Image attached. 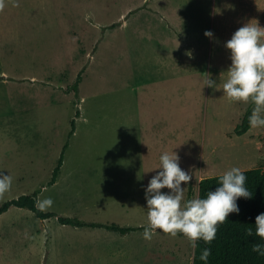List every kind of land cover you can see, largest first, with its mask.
Wrapping results in <instances>:
<instances>
[{
    "label": "rangeland",
    "instance_id": "1",
    "mask_svg": "<svg viewBox=\"0 0 264 264\" xmlns=\"http://www.w3.org/2000/svg\"><path fill=\"white\" fill-rule=\"evenodd\" d=\"M250 21L264 26V0H0V172L12 177L0 205L38 192L57 216L144 227V187L163 152L192 175L185 199L203 177L264 167V127L234 133L251 102L202 82L222 86L224 44ZM143 231L11 206L0 264H191L186 237Z\"/></svg>",
    "mask_w": 264,
    "mask_h": 264
},
{
    "label": "clouds",
    "instance_id": "2",
    "mask_svg": "<svg viewBox=\"0 0 264 264\" xmlns=\"http://www.w3.org/2000/svg\"><path fill=\"white\" fill-rule=\"evenodd\" d=\"M212 38L210 30L204 32ZM224 47L229 50L230 64L222 86L210 75L203 78V87L222 95L230 101L251 102L253 105L248 122L252 128L264 127V26L251 21L236 29ZM159 171L144 187L146 220L143 236L151 239L157 231L173 237L183 235L195 247L198 240L211 242L216 235L218 224H222L230 213L238 214L239 198L250 199L252 192L245 186L247 177L236 166L225 170L218 177V184L207 191L204 197L184 198L185 185L191 181L190 172L180 167V157L172 150L159 156ZM11 175L0 172V195L10 190ZM167 189V191H163ZM51 198L38 201L43 210L51 205ZM253 228L246 234L257 236L261 242L254 243L252 251L264 255V212L254 218ZM209 250L204 249L201 259H206Z\"/></svg>",
    "mask_w": 264,
    "mask_h": 264
},
{
    "label": "trees",
    "instance_id": "3",
    "mask_svg": "<svg viewBox=\"0 0 264 264\" xmlns=\"http://www.w3.org/2000/svg\"><path fill=\"white\" fill-rule=\"evenodd\" d=\"M82 74L79 73L75 84L68 89H77L81 81ZM252 103L245 111L241 122L234 129L236 135L245 134L251 127L248 122V116L251 114ZM79 115V112L77 113ZM74 132L75 121L72 122ZM65 145L64 148H66ZM63 164V154L61 155L57 166L55 167L50 183L56 182L60 169ZM247 177L245 186L252 192V198H239L237 200L239 213H230L227 219L218 224L215 238L211 242L198 240L194 247L193 264H264V255L252 251L254 243L261 242L260 238L246 234L247 228H253L254 218L257 214L264 212V167L250 168L242 170ZM221 174L203 177L199 182L198 196L204 197L210 189H214L218 184V177ZM38 192L33 194H24L18 198L7 200L0 205V215L7 211L11 206L27 208L35 213L39 218L46 219L57 217L62 224L72 226L102 227L108 230L116 231L120 234H126L131 231L142 229V226H122L118 223L87 222L78 218L57 216L54 212H45L38 207ZM191 194V190L189 192ZM204 249H208L206 259H201Z\"/></svg>",
    "mask_w": 264,
    "mask_h": 264
},
{
    "label": "crops",
    "instance_id": "4",
    "mask_svg": "<svg viewBox=\"0 0 264 264\" xmlns=\"http://www.w3.org/2000/svg\"><path fill=\"white\" fill-rule=\"evenodd\" d=\"M193 255H194V251H193ZM172 259H173V260H172ZM172 259H171V261L174 262V259H175V258L173 257ZM152 260H154V259L152 258ZM149 261H151V260H149ZM149 261H148V262H149ZM136 262H137V261H136ZM191 264H193V256H192V259H191Z\"/></svg>",
    "mask_w": 264,
    "mask_h": 264
}]
</instances>
